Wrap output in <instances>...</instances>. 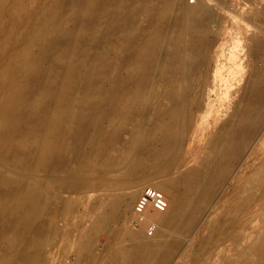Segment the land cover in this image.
Instances as JSON below:
<instances>
[{
	"label": "bare ground",
	"instance_id": "bare-ground-1",
	"mask_svg": "<svg viewBox=\"0 0 264 264\" xmlns=\"http://www.w3.org/2000/svg\"><path fill=\"white\" fill-rule=\"evenodd\" d=\"M70 1L75 4L66 12ZM145 3L0 0V264H66L53 250L60 233L52 219L57 210L99 209V220L111 216L101 232L113 236L133 221V203L150 186L168 200L165 212L149 210L140 222V227L155 224L154 234L130 229L117 250L108 246L98 256L95 240H84V226L76 240L77 263L100 264L106 257V264H118L120 251L127 249L128 264H210L211 255L224 254L229 241L242 240L244 214L257 210L264 197V134L253 153L256 165L245 173L235 199L222 201L223 189L247 145L262 134L264 67L251 65L237 107L205 146L209 154L203 163L151 182L155 167H170L176 159L187 121L207 109L223 60L215 50L218 32L211 28L217 10L202 1L176 7L150 45L151 38L132 26ZM126 29L131 46L119 55L115 40ZM138 39L146 44L139 46ZM251 48L252 58L264 57V38ZM233 61L239 72L241 63ZM127 90L143 100L132 137L139 152L118 153L100 123L125 113ZM92 115L97 120L89 119ZM67 154L78 158L65 174ZM89 178L98 184L115 181L108 204L107 195L91 202L82 195L92 188ZM218 194L220 210L206 220ZM112 221L122 227L110 229ZM224 264H264V236Z\"/></svg>",
	"mask_w": 264,
	"mask_h": 264
},
{
	"label": "rangeland",
	"instance_id": "rangeland-1",
	"mask_svg": "<svg viewBox=\"0 0 264 264\" xmlns=\"http://www.w3.org/2000/svg\"><path fill=\"white\" fill-rule=\"evenodd\" d=\"M104 1L108 5L114 6L115 4L123 5L129 0ZM177 1L178 0H146V3L137 12L136 20L135 22H132V26L139 28L142 33V37L149 36L151 38L149 39V44L151 45L152 38L157 35V32L162 28L166 19L169 18L176 7L179 6L180 9H183L189 2L191 5H195L197 2L201 1L207 3V5H209L212 9L219 12V17L217 18V21L212 22L213 24L211 23V28L214 31L217 30L220 38L215 45V50L219 52V59L223 60L222 62L220 61L223 74L221 75V80L219 79L216 83L213 79L214 83L210 91L211 96H209V108L207 107L204 111H197V115L194 114L185 124L183 132L185 142L180 147L176 159L170 167H155L152 171L154 177L151 179V182H159L169 178L170 176H176L180 173L187 172L193 166H198L203 163L205 156L209 154V149L205 146L222 125L223 120H227L237 107L240 98L239 96H241L242 87L245 82L244 80H246V76H248L251 70V65L257 64L264 67L263 56L260 55L261 57L258 56L257 58L251 57V52L253 50L251 47H255L258 40L264 38V21L262 23L259 22V17L262 13H264V0H195L194 2L193 0H185V4L176 5ZM73 3L74 1L67 3L65 8L66 12L73 9L75 4ZM228 11L238 14L240 17H233L229 15ZM116 26L117 22L113 24V28ZM130 39V31L129 29H126L116 40L114 38L106 40L105 45H110L109 43L114 42L115 40L117 45L115 52L121 55L120 53H123L124 50H128L130 48ZM138 43H140L139 46H142L143 44L145 45L146 40L138 39ZM148 50L151 49H147V51ZM232 56L235 59V62L237 60L242 65L243 69L240 68V66L239 72L238 68L236 70L237 66H235L237 62L234 64V59L231 58ZM232 67H235V69H232ZM95 80H98L96 75ZM93 94L94 93H90L89 96H93ZM125 94L126 95L123 96V105L126 107L125 113L111 116L108 120L101 122L100 126L104 129L106 127L108 131L104 134V139L108 140L109 138H112V148L116 149L118 153H125L131 150L139 152V143H134L132 137L135 124L139 119L136 112L142 105L143 100L136 98L134 91L127 90ZM154 102H156V99H151V103ZM89 119L97 120L96 115H92V118ZM261 133V135H258L247 145L245 152L242 155L241 163L237 165L231 178L227 181L223 189L225 197L222 201L228 200V198H230V200L235 199L237 196V187L241 186L245 173L249 172L250 168L256 165L255 163L257 161L254 160L253 153L257 146L262 142L261 138L264 134V124L262 126ZM86 147L87 146L84 145L79 151H82L84 148L86 149ZM77 158L78 157L75 154L72 155V157L67 154L65 156L66 163L61 167V171L67 174L71 168L77 165ZM252 159L253 161H251ZM67 160L69 162L71 160V163L73 164H69ZM86 181L92 185V188L82 195L86 196L89 199V202H91L95 197L101 195L105 197L107 195L109 198H105V201L106 204H108L110 199L113 197H111L112 192L110 189L114 188L115 181L113 179H108L103 184H98L95 178H89ZM63 196L64 199L68 198V196L70 197L68 194H64ZM71 197L75 198V194L71 195ZM136 200L133 203V206L136 203ZM219 204L218 194L214 201L213 208L211 209V213L208 217H206V220H210L215 213L220 210L218 209ZM79 209L75 211L69 210L68 214L57 210L52 216L53 222L60 230V233L54 239L55 247L53 249L57 261H60L61 259L65 261L66 264L77 263L75 254L76 240L79 231L83 229L84 226L86 232L84 240L86 243L95 240V254L98 256H102L105 251L104 249L108 246L117 250L119 245L124 240V232L130 229H135L137 231L142 229L144 235H148V226L140 227V225H134L132 222L129 224L127 222L125 230L122 233L120 232L113 236H109L106 232H101V225L110 222V215H106L99 220L97 217L99 209L95 210L89 207L84 210L82 206ZM87 210H89V213L85 216L84 221H82L81 219ZM131 212L129 214H131ZM244 218L246 220V227L244 229V235L241 237L242 240L240 242L229 241L231 244L228 250H226L224 254H215L214 256L211 255L209 258L210 264H224L226 261L234 259L237 257L238 252L249 248L257 242V240L264 236V197L258 209L247 212L244 214ZM80 222H84L82 227L80 226ZM109 227L112 230H117L122 227V224L120 222L112 221L109 224ZM198 237V235L194 234L193 240L195 241ZM191 241L192 239H190L187 244ZM204 246L206 247L208 245ZM130 258L131 251L127 249L121 250L118 264H128ZM188 260H190V256ZM106 262H108L106 257L105 259L100 260V264H106ZM181 262L182 261L179 262V260H175L174 264H187V262ZM77 264H88V261L83 259Z\"/></svg>",
	"mask_w": 264,
	"mask_h": 264
},
{
	"label": "built area",
	"instance_id": "built-area-1",
	"mask_svg": "<svg viewBox=\"0 0 264 264\" xmlns=\"http://www.w3.org/2000/svg\"><path fill=\"white\" fill-rule=\"evenodd\" d=\"M167 208L168 200L164 193L154 187H146L135 203L132 223L134 225H140L145 213L149 210L165 212ZM155 231V224L147 227L148 235L154 234Z\"/></svg>",
	"mask_w": 264,
	"mask_h": 264
}]
</instances>
